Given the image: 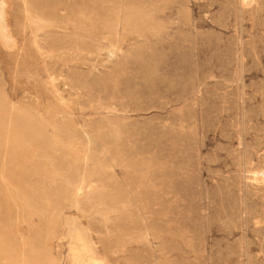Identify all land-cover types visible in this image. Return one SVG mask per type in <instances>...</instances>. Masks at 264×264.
<instances>
[{"label": "rangeland", "instance_id": "rangeland-1", "mask_svg": "<svg viewBox=\"0 0 264 264\" xmlns=\"http://www.w3.org/2000/svg\"><path fill=\"white\" fill-rule=\"evenodd\" d=\"M6 9L0 264H264V0Z\"/></svg>", "mask_w": 264, "mask_h": 264}, {"label": "bare ground", "instance_id": "bare-ground-1", "mask_svg": "<svg viewBox=\"0 0 264 264\" xmlns=\"http://www.w3.org/2000/svg\"><path fill=\"white\" fill-rule=\"evenodd\" d=\"M6 8H7V0H0V39L2 40L3 44L10 49V47H12L15 44V40L13 39L12 33L9 28L8 13ZM88 237L89 236H86L85 233H82L81 231H79L75 236L77 240L82 241V245L84 247L88 249H93L91 241L89 240L90 238ZM93 257L91 264L94 263L98 264V259L96 258V256Z\"/></svg>", "mask_w": 264, "mask_h": 264}]
</instances>
